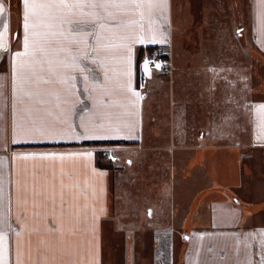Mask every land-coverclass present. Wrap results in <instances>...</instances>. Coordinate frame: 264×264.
I'll use <instances>...</instances> for the list:
<instances>
[{"label": "crops", "instance_id": "1", "mask_svg": "<svg viewBox=\"0 0 264 264\" xmlns=\"http://www.w3.org/2000/svg\"><path fill=\"white\" fill-rule=\"evenodd\" d=\"M0 3V33L8 28L0 50V264H264V79L254 86L241 74L253 63H238L247 51L264 58V0H142L112 10L116 19L103 21L95 48L91 38L69 43L57 19L26 30L23 0ZM34 46L46 51L35 56L44 61L36 66L42 80L19 71ZM160 48L172 70L148 73L150 94L160 91L143 146L150 95L137 88L138 64ZM65 49L86 55L94 71L67 67ZM66 76L75 77L71 88ZM167 99L177 126L162 142L156 106ZM153 160L173 175L160 191L137 192L177 198L180 184L186 193L161 227L151 225L153 209L146 219V208L111 207L113 189L128 193L127 177L139 183ZM230 190L236 196L222 193ZM206 199L212 219L201 224Z\"/></svg>", "mask_w": 264, "mask_h": 264}, {"label": "snow or ice", "instance_id": "2", "mask_svg": "<svg viewBox=\"0 0 264 264\" xmlns=\"http://www.w3.org/2000/svg\"><path fill=\"white\" fill-rule=\"evenodd\" d=\"M25 7L24 14V28L27 30L29 28L35 29L38 27H51L50 24L46 23V20L57 19L61 22V26L67 24V28L61 32V35H65V38L72 37L69 43H88V39H92V46L95 48V44L98 43L100 39V33L105 29L106 24L104 20H115L116 12L124 9H128L132 6L137 8L142 6V0H23ZM116 10V12L112 11ZM5 13V8L2 3H0V19H3ZM78 16L81 19H70V17ZM35 17L36 21L29 24L28 21ZM87 17L89 19H83ZM7 24L3 25V32L0 33V50L5 48L4 44V34L7 33ZM33 35H41V33L34 32ZM79 37V41L76 38ZM154 39V37H153ZM29 40L25 39V52L23 55H29ZM70 57V62L67 67L74 71H79L85 73L87 71H94L88 64L82 63L87 57L86 55H81L78 51L72 49H65ZM44 53L46 51L43 47L34 46L32 49L33 60L31 63H21L19 65V71L23 74L24 79L28 78V74L37 78V80H42L43 77L37 76L36 66H40L43 70L44 61L41 59H35L36 53ZM17 59L19 60L21 54L17 53ZM95 63V60H92ZM144 70L150 73V69L147 63L144 65ZM73 76H66L62 79V83L71 88L73 85L70 81L74 80ZM82 79L87 81L89 77L83 75ZM94 80H98V76H93ZM47 82V81H45ZM68 89H66L67 91Z\"/></svg>", "mask_w": 264, "mask_h": 264}, {"label": "rangeland", "instance_id": "3", "mask_svg": "<svg viewBox=\"0 0 264 264\" xmlns=\"http://www.w3.org/2000/svg\"><path fill=\"white\" fill-rule=\"evenodd\" d=\"M248 49H252L251 44L248 45ZM248 55L244 57H242L241 55L239 56V61L238 63L244 64V65H250L251 63H253V70L250 71H244L243 76H245L248 79H253V83L254 86H257V84L259 83V79L263 78L264 79V58L262 57L261 54H257L256 52H254V57L251 60V56L249 55V51ZM237 62V61H236ZM246 68V66H245ZM250 70V69H248ZM162 75V74H160ZM166 76V75H163ZM159 79H156L155 82H157ZM256 89V88H255ZM151 90H153L152 94H150V88L148 87V89L146 91H144V94L149 96L148 99L144 102V114H145V127H144V132H143V142L142 145L145 146V144H148V140L146 139V135L148 133V129L147 127H149V113L151 112V108H155L156 104H151L152 101L154 99H157V93L160 91L158 90V88L153 87ZM168 93V89L165 91ZM166 93V94H167ZM169 95V94H168ZM168 101L166 103H163L161 105L157 104V108L159 110V112L161 113V119L159 120L158 124L162 126V130H164V132H161V136L159 137L160 140H162V142H164L165 138L167 137L165 135V131L166 129H173L174 127L177 126V123H174L172 121V117H171V104L169 102V99H167ZM167 108V110H166ZM167 112V121L165 120V117H163V113ZM146 116L147 117V121L148 123H146ZM121 156L122 161L124 160V162L126 161V158L129 157L128 154H122V153H115ZM141 156H147V154H142ZM123 164V168L126 167V165ZM119 166V164L117 165ZM115 171L117 170L116 168L114 169ZM135 175H138L139 171H134ZM124 175L127 177L129 174L127 172L124 173ZM172 169H170L168 166L166 167L165 164L162 166L160 165V163L156 162V161H152L149 162L145 167L142 166V176L143 178L141 179V181L138 183H135V178L133 177L134 174H131L130 178L127 177V185L125 186L127 189L126 194H117L116 193V189H113V198L111 199V207L113 209H115L117 212L119 210H127V211H142V213L144 214L145 212V208L147 209V214H146V219L149 218L151 216V214L149 213V208L150 210L153 209L154 212H157L156 216L157 217V222L156 221H152L151 225L159 226L161 227V225H168L169 223V212L171 211L170 209L173 207L176 208L177 202H175V200L179 199H183V196L186 194L185 191L183 190V186L182 185H177L176 186V190H177V198H173L172 196L164 193V192H159V194L156 197H149L148 199L144 198L143 196H149L148 194L142 193V192H137V190H139L141 188H147L149 189V187H151L152 189H157L158 191L161 190L162 186L164 185V183L169 182L170 180V176H172ZM178 178V174L175 177V180H177ZM138 179V178H136ZM232 184H236V183H232ZM215 186V185H212ZM137 188V190H136ZM247 188L248 186L246 184H242L241 185V190H237V194L240 196L241 193L247 192ZM182 189V190H181ZM132 191H136L135 193H132ZM131 192V193H130ZM224 194L227 195H235L233 194L232 190L230 191H224L222 192ZM176 194V193H175ZM220 194L218 195H214V197H219ZM236 196V195H235ZM206 199V203L200 208L202 209V213L204 216V220L201 221V224H204V222L208 221L209 219H212V212L213 210L211 209V203H209V201ZM181 203L183 201H180ZM185 202V201H184ZM160 214H163L162 217ZM144 216V215H143ZM155 217V215H154ZM153 217V219H154ZM142 220H144V217L142 218ZM149 222V221H148ZM144 225V224H143ZM146 225V224H145ZM167 227V226H165Z\"/></svg>", "mask_w": 264, "mask_h": 264}, {"label": "built area", "instance_id": "4", "mask_svg": "<svg viewBox=\"0 0 264 264\" xmlns=\"http://www.w3.org/2000/svg\"><path fill=\"white\" fill-rule=\"evenodd\" d=\"M147 63L150 72L162 75H169L172 70V62L168 50L164 48L157 49L152 53L146 54L138 64L137 71V88L139 91L144 92L149 87V76L144 70V65ZM111 163L117 162V156H108Z\"/></svg>", "mask_w": 264, "mask_h": 264}, {"label": "trees", "instance_id": "5", "mask_svg": "<svg viewBox=\"0 0 264 264\" xmlns=\"http://www.w3.org/2000/svg\"><path fill=\"white\" fill-rule=\"evenodd\" d=\"M149 53H152V52H149ZM113 144H116V143H111L110 145H113ZM120 144V143H119Z\"/></svg>", "mask_w": 264, "mask_h": 264}]
</instances>
